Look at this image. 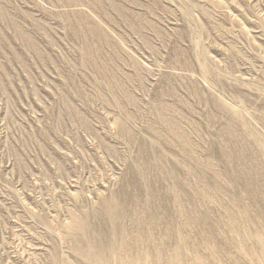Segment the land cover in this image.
<instances>
[{
  "label": "rangeland",
  "instance_id": "obj_1",
  "mask_svg": "<svg viewBox=\"0 0 264 264\" xmlns=\"http://www.w3.org/2000/svg\"><path fill=\"white\" fill-rule=\"evenodd\" d=\"M121 243L264 264V0H0V264Z\"/></svg>",
  "mask_w": 264,
  "mask_h": 264
},
{
  "label": "bare ground",
  "instance_id": "obj_2",
  "mask_svg": "<svg viewBox=\"0 0 264 264\" xmlns=\"http://www.w3.org/2000/svg\"><path fill=\"white\" fill-rule=\"evenodd\" d=\"M112 6V5H111ZM121 16V15H120ZM226 74V73H225ZM216 94V93H215ZM216 98V97H215ZM249 140V139H248ZM233 141V140H232ZM238 142V141H237ZM236 145V144H235ZM240 152V151H239ZM261 152V151H260ZM163 177V176H162ZM113 200V199H112ZM114 202V201H113ZM198 203V202H197ZM207 204V203H206ZM130 206V205H129ZM147 206V205H146ZM102 209L104 213L110 220H113V210L114 204L111 202H103ZM123 209V208H122ZM155 221V220H154ZM237 221V220H236ZM111 222V221H110ZM235 222V221H234ZM154 223V222H153ZM190 223V222H189ZM114 224V223H113ZM116 226V225H115ZM114 227V226H113ZM261 228V227H260ZM119 229V228H118ZM232 230V229H231ZM149 232V231H148ZM115 236V235H114ZM122 237V236H121ZM150 237V236H149ZM103 238V237H102ZM148 238V237H147ZM253 238V237H252ZM258 238V236H257ZM99 239V238H98ZM119 239V238H118ZM124 239V237H123ZM153 239V238H151ZM107 240V239H106ZM105 240V241H106ZM122 240V239H120ZM119 240V241H120ZM125 240V239H124ZM253 240V239H252ZM259 240V239H258ZM259 242V241H258ZM104 243V242H103ZM107 243V242H106ZM157 243V242H156ZM155 243V244H156ZM261 243V241H260ZM88 244V243H87ZM158 244V243H157ZM162 244V243H161ZM95 245V244H94ZM144 245V244H143ZM97 246V247H96ZM87 247L81 250L78 249V254L81 255L84 259L88 261L89 264H108L109 259L112 258L116 260L117 264H159V251L156 249V252H140L139 255L132 256L127 254L124 250V244L121 243L116 249L112 251H105L102 247ZM85 247V245H84ZM140 247V246H139ZM79 248V247H78ZM179 248V247H178ZM176 249V248H175ZM182 249V248H180ZM260 249V248H259ZM129 251V250H128ZM173 251V250H172ZM175 261L177 264H180L179 259L182 256V252L179 249L175 250ZM174 259V258H173ZM209 260V259H208ZM174 261V260H173ZM179 262V263H178ZM174 263V262H173ZM215 264V263H214Z\"/></svg>",
  "mask_w": 264,
  "mask_h": 264
}]
</instances>
